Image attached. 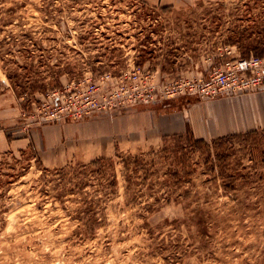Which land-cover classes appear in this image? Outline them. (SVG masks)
<instances>
[{"label": "rangeland", "instance_id": "1", "mask_svg": "<svg viewBox=\"0 0 264 264\" xmlns=\"http://www.w3.org/2000/svg\"><path fill=\"white\" fill-rule=\"evenodd\" d=\"M260 48L264 0H0V264H264V130L165 128L168 101L238 96L176 82Z\"/></svg>", "mask_w": 264, "mask_h": 264}, {"label": "crops", "instance_id": "2", "mask_svg": "<svg viewBox=\"0 0 264 264\" xmlns=\"http://www.w3.org/2000/svg\"><path fill=\"white\" fill-rule=\"evenodd\" d=\"M190 72H194L193 66ZM173 104L177 111L166 112L165 118L169 124L165 128H177L178 133L189 128L194 137L209 141L231 134L264 130V92L205 102L198 101L195 97H181L168 101L165 105ZM0 141V148L8 147L13 142L9 143L6 138Z\"/></svg>", "mask_w": 264, "mask_h": 264}, {"label": "built area", "instance_id": "3", "mask_svg": "<svg viewBox=\"0 0 264 264\" xmlns=\"http://www.w3.org/2000/svg\"><path fill=\"white\" fill-rule=\"evenodd\" d=\"M262 87H264V56L262 58H233L205 80L202 78L180 80L171 90L174 92L173 95L177 96L187 94L204 97L207 95L205 97L208 99H216L227 95L251 93ZM137 99V96L134 98L127 97L123 102L137 101ZM105 106L90 96H86L80 104L71 101L65 103L60 97L53 104L51 118L56 120L63 117L79 118Z\"/></svg>", "mask_w": 264, "mask_h": 264}, {"label": "trees", "instance_id": "4", "mask_svg": "<svg viewBox=\"0 0 264 264\" xmlns=\"http://www.w3.org/2000/svg\"><path fill=\"white\" fill-rule=\"evenodd\" d=\"M264 52V48H260L258 49V51H255V55H260ZM242 55L243 56H248L250 55L249 52H242ZM256 131H250V132H247V133H244V134H233V135H228V136H224V137H220V138H217L213 141H211V143H207L206 141L202 140V139H195L193 138L191 132L187 129L186 131V136L188 137L186 140L188 141V144H191L192 146H194V149L198 148L200 149V147L204 146L207 151H209V148L211 145L215 146L218 151L219 149H221L223 147V144L224 143H227L228 141H232L233 139H239V138H249L251 137L252 135H255ZM180 142V140H183V135H180L177 137ZM172 155L176 158L177 157V153H178V150L177 149H174L173 151H171ZM221 155L220 154H217V158L218 159H221ZM94 163H98L97 160L94 162ZM116 183V181H114V184Z\"/></svg>", "mask_w": 264, "mask_h": 264}]
</instances>
